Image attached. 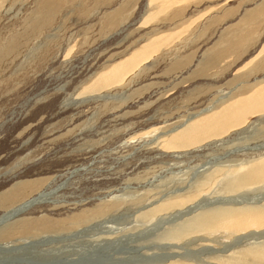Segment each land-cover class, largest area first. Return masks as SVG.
Masks as SVG:
<instances>
[{"label":"rangeland","instance_id":"rangeland-1","mask_svg":"<svg viewBox=\"0 0 264 264\" xmlns=\"http://www.w3.org/2000/svg\"><path fill=\"white\" fill-rule=\"evenodd\" d=\"M257 101L264 0H0V264H263Z\"/></svg>","mask_w":264,"mask_h":264},{"label":"bare ground","instance_id":"bare-ground-1","mask_svg":"<svg viewBox=\"0 0 264 264\" xmlns=\"http://www.w3.org/2000/svg\"><path fill=\"white\" fill-rule=\"evenodd\" d=\"M149 2L151 3L152 2V0H149ZM142 51V50H141ZM145 53L146 52H141V53H137L136 55V59H139V57H142V56H146L145 55ZM134 58V57H133ZM135 59V58H134ZM133 59V60H134ZM132 61V60H131ZM130 61V62H131ZM137 61V60H136ZM135 61V62H136ZM143 61V60H142ZM141 61V62H142ZM140 62V63H141ZM132 63H134V61L132 62ZM130 64V63H129ZM138 65V64H137ZM124 69H126L127 67L124 65ZM132 67V66H131ZM123 68V67H122ZM130 68V67H129ZM132 68H135V66H133ZM131 68V69H132ZM130 69V70H131ZM121 70V69H120ZM126 70H128V69H126ZM259 95V94H258ZM258 95H256V97H255V99H257V97H258ZM252 99H253V97H252ZM251 99V100H252ZM262 99V98H261ZM258 100H260V99H258ZM261 101V100H260ZM260 101H257V103H259V104H255L254 106H259L260 104H262L263 105V102L261 103ZM255 101H253V103H254ZM252 102H250V104H251ZM262 105H260V107L262 106ZM241 106H243V105H241ZM244 106H246V104L244 105ZM243 106V107H244ZM249 106H251V105H249ZM256 106V107H257ZM264 106V105H263ZM247 107V106H246ZM253 107V106H252ZM256 107H254V108H256ZM245 108V107H244ZM263 108V107H262ZM229 109V111H230V108H228ZM232 109H234V108H232ZM231 109V110H232ZM242 110H244L243 108H241ZM245 109H249V111H250V108H245ZM252 109V108H251ZM257 109V108H256ZM242 110H240V109H238L235 113L233 112V113H230L228 116H226V118H225V120L224 121H226V124H227V126H224V122H221V120H220V122H214V120H213V122L211 121V123L212 124H210V123H208V125H207V123L205 124V126L203 127V128H201L200 127V125H198L200 128H197V129H195V135L197 136V137H195L194 138V136H193V134H192V132L193 131H190V132H187V133H184V134H182V137H184V136H186V138L188 137V138H190V140H192L193 138V140H195V139H197L198 137H200L201 136V138L202 137H204L205 136V133H207V135H208V131H210V130H212V129H217V131H218V133L220 132L219 131V129H223L224 127H226L225 129H228V126L229 127H233V126H231V124H229V123H227V122H231V121H229L230 119L232 120V119H234V121L232 120V122H234V123H236L237 121H239V120H241V116H242V114L243 113H241V111ZM259 110V109H258ZM247 111L245 110V113H246ZM227 113V112H226ZM226 113H225V115H226ZM229 113V112H228ZM241 113V114H240ZM248 113V112H247ZM224 115V116H225ZM246 115V114H245ZM244 121V120H243ZM241 122V121H240ZM242 124V123H241ZM224 127H223V126ZM240 125V124H239ZM203 126V125H202ZM194 127V126H193ZM219 128V129H218ZM221 129V130H222ZM187 131V130H186ZM189 131V130H188ZM216 131V130H215ZM214 131V132H215ZM223 132H221V133H224V130H222ZM226 131V130H225ZM213 132V133H214ZM187 134V135H186ZM215 134H217L216 132L214 133V135ZM220 134V133H219ZM203 135V136H202ZM218 135V134H217ZM192 138V139H191ZM205 138V137H204ZM203 138V139H204ZM208 138V137H207ZM176 139H178V138H176ZM183 139V138H182ZM182 139H180V140H182ZM202 139V140H203ZM179 140V141H180ZM198 140V139H197ZM176 141H178V140H175V143H176ZM199 141H200V138H199ZM182 142V141H181ZM195 142V141H194ZM193 141H192V143H194ZM191 143V142H190ZM197 143V142H196ZM178 145H179V143H177ZM183 144H185V141L183 142ZM181 146V145H180ZM175 147V146H174ZM174 147H172V148H174ZM179 148V147H178ZM264 177V168H258V166H252V167H250L249 169H247L246 171H242L241 173H239V174H237L236 175V177H235V181L239 184V185H244V184H251V183H256L259 179H261V178H263ZM44 195H45V193H40V194H38L36 197H34V198H32V199H30V200H27L26 202H23V203H21V204H19V205H17V206H15V207H13V208H11V209H9L8 211H6V212H4L3 214H1L0 215V222H4V220L5 219H7L8 217H10L11 216V214H15V213H19V212H21V211H24L25 209H27L29 206H27L26 208H22L21 209V207L23 206V205H26V204H29L30 203V201H33V200H38V201H42V200H44L45 199V197H44ZM32 205V204H31ZM169 207L170 206H168V209H169ZM166 209H167V207H166ZM21 210V211H20ZM252 209H249L248 210V214H251L252 216H254V218L256 217V216H258L259 214H258V212H256V211H254V212H252L251 211ZM247 213V212H246ZM10 215V216H9ZM206 215V214H205ZM211 214H209V215H206V216H204V215H202L203 216V218H205V219H207V217H208V219H210V221L209 222H211L214 218H216V217H213V219L211 220V217H209ZM250 215V216H251ZM212 216V215H211ZM216 216V215H215ZM250 216H249V219H250ZM198 217V216H197ZM230 217H233V216H230ZM199 218V219H198ZM197 218V222L199 221V220H201V218L202 217H198ZM9 219V218H8ZM204 219V220H205ZM232 219H230L229 220V222H226V223H230L231 222V225H233L234 226V228L236 229V228H244V229H247V228H249L250 227V225H251V222H249V220L247 219V221L246 220H239V221H236V220H232ZM251 220H254V219H252L251 218ZM256 221H257V223H260V224H264V215H263V217H258L257 219H255ZM254 220V221H255ZM206 221V220H205ZM197 222H195V224L197 223ZM202 222H204V221H202ZM206 222H208V221H206ZM213 222V221H212ZM191 223V222H190ZM199 223H201V222H199ZM216 223V222H215ZM195 224H193V225H195ZM205 223H202V225H204ZM209 224V223H208ZM191 225H192V223H191ZM201 225V224H200ZM206 225H207V223H206ZM188 226V225H187ZM190 226V225H189ZM199 226V225H198ZM197 225H196V227H198ZM207 227V226H206ZM205 227V228H206ZM190 228V227H189ZM203 231H205L203 228H201ZM187 230H189V229H187V227H186V231ZM237 230V229H236ZM199 231H200V229H199ZM182 232V231H181ZM183 232H184V230H183ZM182 232V233H183ZM179 232H177L176 234H178ZM186 233H188V232H186ZM186 233L185 234H183V235H186ZM182 235V234H181ZM175 237H177V236H175ZM182 237V236H181ZM1 248V247H0ZM250 254L249 255H251V257L253 258V260L255 259V260H257V261H260V262H264V244H260V245H258V247L257 248H255L254 250H252L251 252H249ZM246 256H249L248 254H245ZM254 260V261H255ZM241 261V260H240ZM231 263V262H230ZM240 263V262H239ZM232 264V263H231ZM264 264V263H263Z\"/></svg>","mask_w":264,"mask_h":264},{"label":"water","instance_id":"water-1","mask_svg":"<svg viewBox=\"0 0 264 264\" xmlns=\"http://www.w3.org/2000/svg\"><path fill=\"white\" fill-rule=\"evenodd\" d=\"M36 202H38V200L30 201L29 204L23 205V206L21 207V209H22V208H26L27 206H29V205H31V204H34V203H36ZM20 211H21V210H20Z\"/></svg>","mask_w":264,"mask_h":264}]
</instances>
